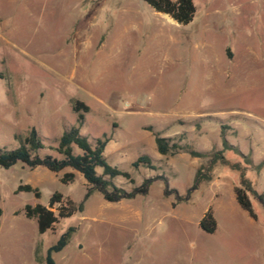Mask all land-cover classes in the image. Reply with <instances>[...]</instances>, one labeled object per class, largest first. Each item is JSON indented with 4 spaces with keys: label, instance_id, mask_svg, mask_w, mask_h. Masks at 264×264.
Wrapping results in <instances>:
<instances>
[{
    "label": "rangeland",
    "instance_id": "rangeland-1",
    "mask_svg": "<svg viewBox=\"0 0 264 264\" xmlns=\"http://www.w3.org/2000/svg\"><path fill=\"white\" fill-rule=\"evenodd\" d=\"M192 2L181 26L140 0H0V147L16 149L32 128L55 147L77 126L79 100L89 108L80 134L106 139V161L134 181L114 184L129 192L153 179L147 194L117 203L95 192L39 235L25 205L46 206L53 193L78 204L85 180L71 169L0 168V264H39L69 227L55 264H264V210L252 199L253 220L238 206L236 172L216 164L210 182L179 200L207 162L189 152L221 151L223 139L250 159L246 175L264 195V0ZM155 134L179 149L159 155ZM140 155L156 169L133 168ZM68 172L74 181L61 183ZM19 185L39 197L15 193ZM208 209L214 234L198 225Z\"/></svg>",
    "mask_w": 264,
    "mask_h": 264
},
{
    "label": "trees",
    "instance_id": "trees-1",
    "mask_svg": "<svg viewBox=\"0 0 264 264\" xmlns=\"http://www.w3.org/2000/svg\"><path fill=\"white\" fill-rule=\"evenodd\" d=\"M147 4L154 12L166 15L173 20L177 25L186 26L190 24L195 15V6L192 0H140ZM72 112L76 115L77 126H72L66 129L58 140L55 147L46 146L42 143L41 137L35 129H31L24 138L15 137L19 141V147L13 150H6L0 147V168L8 170L16 163L20 162L30 169L43 167L48 171L58 174L65 169H71L79 173L87 184L86 192L83 199L78 204L64 198L59 193H53L46 206L42 205H25L24 216L27 219L36 221L37 232L39 235L47 231H53L56 224L66 218H70L75 213L83 211L84 203L93 193H98L103 200L108 203H117L122 200L133 199L136 195L147 194L150 184L153 179H144L142 184L133 188L131 191L116 186L114 180L122 177L128 180L131 184L134 181L127 172L119 170L115 166H111L104 157V150L107 144L106 139H90L87 136L80 134L79 128L85 121L84 114L89 108L79 100L71 101ZM156 150L159 155L167 156L172 153L176 147L169 144V139L160 137L158 134L154 136ZM223 150H232L235 155L241 158V161L232 162L223 154V150L212 154L202 152H189L194 158H207L205 164H201L196 170L192 187L188 190L186 197L179 200H187L190 192L197 190L202 183L211 181V173L216 164L224 166L238 175V183L234 187L235 200L238 206L253 219L256 220L252 199H255L259 206L264 210V195L257 193L253 188V183L246 175L248 166H252L250 159L240 154V152L228 145L225 139L222 141ZM50 150L56 153L60 158L52 157L51 155L39 156L41 150ZM179 149V148H178ZM77 150L79 153H77ZM263 163L254 167V170L259 172ZM132 167L138 169L144 167L149 170H155L153 160L148 155H140ZM75 174L73 172L63 173L59 178L61 183L67 184L74 181ZM167 185V183H166ZM28 192L33 193L36 198L39 197V192L36 188L29 185H19L15 193ZM174 193V191H172ZM165 195L170 192L165 189ZM2 211L0 208V217ZM199 228L207 233L214 234L216 231V221L213 214L208 209L201 220ZM76 231L75 227H69L56 241L55 244L47 248L44 259L38 260L39 264H55L52 257L53 254L62 251L70 242L72 234Z\"/></svg>",
    "mask_w": 264,
    "mask_h": 264
}]
</instances>
